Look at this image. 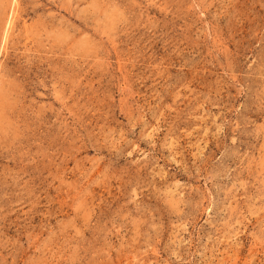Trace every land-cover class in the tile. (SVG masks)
I'll return each instance as SVG.
<instances>
[{"label":"rangeland","instance_id":"1","mask_svg":"<svg viewBox=\"0 0 264 264\" xmlns=\"http://www.w3.org/2000/svg\"><path fill=\"white\" fill-rule=\"evenodd\" d=\"M0 264H264V0H0Z\"/></svg>","mask_w":264,"mask_h":264}]
</instances>
